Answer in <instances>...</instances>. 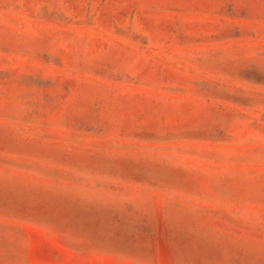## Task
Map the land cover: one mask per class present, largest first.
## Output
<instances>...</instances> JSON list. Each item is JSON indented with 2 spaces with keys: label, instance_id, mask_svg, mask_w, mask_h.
<instances>
[{
  "label": "rangeland",
  "instance_id": "1",
  "mask_svg": "<svg viewBox=\"0 0 264 264\" xmlns=\"http://www.w3.org/2000/svg\"><path fill=\"white\" fill-rule=\"evenodd\" d=\"M0 264H264V0H0Z\"/></svg>",
  "mask_w": 264,
  "mask_h": 264
}]
</instances>
